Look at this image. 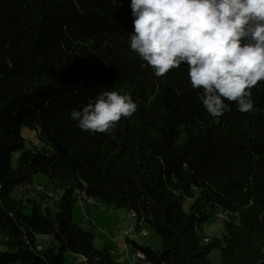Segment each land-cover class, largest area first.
<instances>
[{"label":"trees","instance_id":"obj_1","mask_svg":"<svg viewBox=\"0 0 264 264\" xmlns=\"http://www.w3.org/2000/svg\"><path fill=\"white\" fill-rule=\"evenodd\" d=\"M133 31L131 0H0V264H117L74 223L81 192L162 238L160 252L133 243L147 263L213 264L219 249L220 264H264V80L252 112L232 104L214 118L187 65L156 77L131 51ZM108 90L139 106L115 139L71 119ZM23 127L42 148H26ZM39 174L61 196L28 213L15 190ZM222 214L223 237L202 235Z\"/></svg>","mask_w":264,"mask_h":264},{"label":"clouds","instance_id":"obj_2","mask_svg":"<svg viewBox=\"0 0 264 264\" xmlns=\"http://www.w3.org/2000/svg\"><path fill=\"white\" fill-rule=\"evenodd\" d=\"M130 49L154 75L187 65L194 90L214 118L254 110L253 89L264 80V0H131ZM138 103L117 90L99 93L71 119L82 131L108 135L131 119Z\"/></svg>","mask_w":264,"mask_h":264},{"label":"rangeland","instance_id":"obj_3","mask_svg":"<svg viewBox=\"0 0 264 264\" xmlns=\"http://www.w3.org/2000/svg\"><path fill=\"white\" fill-rule=\"evenodd\" d=\"M22 136L25 139V146L28 149L42 148L43 144L39 141L34 131L27 127L22 128ZM40 185L44 191L37 188ZM17 199L23 202L28 213L32 210L30 202L36 201L43 205V208L53 209L56 202L60 199L61 193L55 192L50 179L43 174L36 175L30 183L19 186L15 190ZM94 203L79 199L75 203L72 211L73 221L83 230L91 232L94 236V246L97 249L105 245L110 247L111 257L117 264H150L145 262V256H139L144 261L135 258L136 247H150L156 252L162 248V238L146 225L137 228V221L132 218L127 210L116 209L101 200H93ZM192 200L186 199L183 203L185 210H189ZM221 220L210 221L201 227V234L207 238H219L224 235V225L229 222V216L222 214ZM145 230L147 236L141 237L139 233ZM128 235V236H126ZM39 245L45 249L53 245V240L48 237H40ZM126 244V245H125ZM79 259V258H78ZM213 264H220V250L215 249L209 255ZM79 261V260H78ZM80 263V262H78ZM76 258L68 255L67 264H78Z\"/></svg>","mask_w":264,"mask_h":264},{"label":"bare ground","instance_id":"obj_4","mask_svg":"<svg viewBox=\"0 0 264 264\" xmlns=\"http://www.w3.org/2000/svg\"><path fill=\"white\" fill-rule=\"evenodd\" d=\"M78 196H79V199L81 200L87 201L88 203H94V201L91 198H88L84 192L78 193ZM132 216L135 217V214L132 213ZM220 217H222V215H220ZM143 235H147V233L143 232ZM80 261H83V259H80Z\"/></svg>","mask_w":264,"mask_h":264},{"label":"built area","instance_id":"obj_5","mask_svg":"<svg viewBox=\"0 0 264 264\" xmlns=\"http://www.w3.org/2000/svg\"><path fill=\"white\" fill-rule=\"evenodd\" d=\"M146 236V235H145ZM137 253H139V252H136V257H138V258H140L139 256H141L142 257V254H137ZM141 259V258H140Z\"/></svg>","mask_w":264,"mask_h":264}]
</instances>
